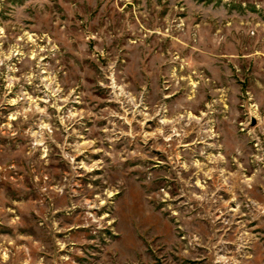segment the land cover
<instances>
[{"label": "rangeland", "instance_id": "rangeland-1", "mask_svg": "<svg viewBox=\"0 0 264 264\" xmlns=\"http://www.w3.org/2000/svg\"><path fill=\"white\" fill-rule=\"evenodd\" d=\"M0 264H264V0H0Z\"/></svg>", "mask_w": 264, "mask_h": 264}]
</instances>
